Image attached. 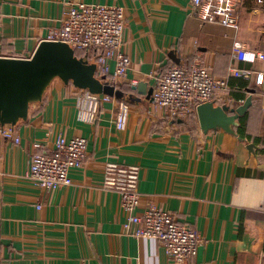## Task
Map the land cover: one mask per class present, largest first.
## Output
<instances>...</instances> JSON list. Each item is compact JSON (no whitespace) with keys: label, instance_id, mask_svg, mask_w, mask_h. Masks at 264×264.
Returning a JSON list of instances; mask_svg holds the SVG:
<instances>
[{"label":"crops","instance_id":"crops-1","mask_svg":"<svg viewBox=\"0 0 264 264\" xmlns=\"http://www.w3.org/2000/svg\"><path fill=\"white\" fill-rule=\"evenodd\" d=\"M71 1L123 7L130 68L107 80L132 98L115 95L95 122H81L76 87L55 79L26 120L3 127L12 135L0 133V264H170L160 241L134 236L135 223L124 226L119 194L103 186L109 161L140 166L135 213L153 203L197 230L202 242L191 263L264 264V85L255 83L264 61L235 56L236 43L264 50V0H238L237 27L201 22L192 0H0V56L30 57ZM196 61L226 78L227 96H251L239 119L247 137L239 127L237 135L203 133L196 112L172 118L131 88L143 82L148 89L169 66ZM239 68L250 77L231 74ZM119 101L129 104L123 129L115 126ZM58 132L85 137L86 157L70 169L69 185L40 188L25 172L31 155L52 148Z\"/></svg>","mask_w":264,"mask_h":264},{"label":"built area","instance_id":"built-area-1","mask_svg":"<svg viewBox=\"0 0 264 264\" xmlns=\"http://www.w3.org/2000/svg\"><path fill=\"white\" fill-rule=\"evenodd\" d=\"M262 3L263 0H257ZM195 15L201 22L217 21L221 25L237 27L238 0H192ZM125 25L123 7L71 1L66 16L58 28H51L42 40L67 43L74 52L96 63V75L118 78L126 75L130 68V58L122 50V33ZM93 50L92 58L89 51ZM235 56L246 62L264 61V50L247 49L242 43L235 44ZM231 74L249 78V69H232ZM257 85H264V73L255 76ZM151 100L155 107L162 108L172 118H186L196 112V107L204 102H213L236 107L243 102L227 96V80L214 76L201 62L186 65L177 63L156 75ZM114 97L94 94L87 89L76 88L74 104L78 121L93 123L100 113L103 103L113 102ZM221 103V104H218ZM129 104L117 103L115 126L123 129L126 125ZM0 133L11 136L12 130L0 128ZM19 141V138H15ZM87 140L83 136L65 138L58 132L52 148L46 152L34 153L30 157L25 177L40 188L56 190L71 183L69 171L80 167L86 157ZM138 164H119L109 161L105 164L104 187L116 191L121 206L127 213L124 226L137 224L134 236L155 239L165 248L170 264H193L202 238L188 223L178 221L173 212L148 203L145 210L135 213L138 205ZM2 201V176L0 173V204Z\"/></svg>","mask_w":264,"mask_h":264},{"label":"water","instance_id":"water-1","mask_svg":"<svg viewBox=\"0 0 264 264\" xmlns=\"http://www.w3.org/2000/svg\"><path fill=\"white\" fill-rule=\"evenodd\" d=\"M95 71L94 61L78 57L67 43L61 41H40L28 58L0 56V128L26 120L30 107L43 100L55 79L94 94L119 95L124 100H131V94L118 92L113 83L105 76L98 77ZM146 86L140 82L131 88L150 98L153 87L147 89ZM250 104L251 96L236 107L201 103L196 107L199 127L203 133L222 129L237 135L235 128L239 127V119ZM247 148L253 152L255 144L250 142Z\"/></svg>","mask_w":264,"mask_h":264},{"label":"trees","instance_id":"trees-1","mask_svg":"<svg viewBox=\"0 0 264 264\" xmlns=\"http://www.w3.org/2000/svg\"><path fill=\"white\" fill-rule=\"evenodd\" d=\"M93 50H91V51H89V58H92V56H93ZM78 57H82L83 55H86V54H82V53H80V52H76L75 53ZM90 61H92V59L90 60ZM107 79V78H106ZM191 115H189V117H190ZM238 134L241 136V137H244V136H246L247 137V135H245V129L243 128V127H239V129H238Z\"/></svg>","mask_w":264,"mask_h":264}]
</instances>
